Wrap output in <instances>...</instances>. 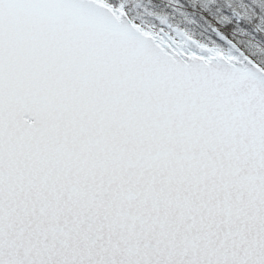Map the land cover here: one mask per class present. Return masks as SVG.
Segmentation results:
<instances>
[{"label": "snow or ice", "instance_id": "snow-or-ice-1", "mask_svg": "<svg viewBox=\"0 0 264 264\" xmlns=\"http://www.w3.org/2000/svg\"><path fill=\"white\" fill-rule=\"evenodd\" d=\"M151 3L0 0V264H264V0Z\"/></svg>", "mask_w": 264, "mask_h": 264}, {"label": "trees", "instance_id": "trees-1", "mask_svg": "<svg viewBox=\"0 0 264 264\" xmlns=\"http://www.w3.org/2000/svg\"><path fill=\"white\" fill-rule=\"evenodd\" d=\"M141 2L147 7H153L151 0H141ZM236 3H237V0H233V6H236ZM163 4L167 6V0H163ZM193 15H196V14L193 13ZM176 21L178 23H184V18L182 16H177Z\"/></svg>", "mask_w": 264, "mask_h": 264}]
</instances>
